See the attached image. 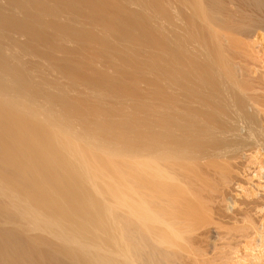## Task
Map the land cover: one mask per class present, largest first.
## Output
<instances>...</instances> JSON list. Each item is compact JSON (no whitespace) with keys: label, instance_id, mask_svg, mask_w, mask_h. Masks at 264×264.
Returning a JSON list of instances; mask_svg holds the SVG:
<instances>
[{"label":"bare ground","instance_id":"obj_1","mask_svg":"<svg viewBox=\"0 0 264 264\" xmlns=\"http://www.w3.org/2000/svg\"><path fill=\"white\" fill-rule=\"evenodd\" d=\"M145 1L159 14L162 25L159 29L151 13L145 12L151 28L143 30V35L153 40V32H157L161 47L170 43L178 54H187L192 64L190 71L182 69V64L178 66L175 78L155 65L143 68L156 81L158 92L181 104V119L170 120L174 126L181 120L178 126L183 137L173 142L192 152V163L193 158L200 161L213 157L207 159L208 163L205 160L206 165L218 170L215 175L226 182L224 178H229L228 170L233 165V159L229 160L236 157L234 152L243 142L238 140L240 125L244 131L246 128L247 136H257L264 157V86L248 76L252 73L245 59L255 53H251L253 44H264V0ZM58 3L79 5L86 26L65 15L56 7ZM127 4L126 0L116 6L112 0H0V264H211L210 259L198 261L196 255L203 250L196 254L198 246L194 247L199 227L209 224V217L220 210L212 209L207 199L216 193V183L208 182L202 173L205 161L198 166L183 160L184 165L177 158L175 165V158H168L175 164H160L155 160V149V153L149 152L155 158L143 152L155 145L144 147L142 142L157 140L137 122L118 126L116 113L111 118L78 113L83 102L70 99L73 91L69 86L77 84L76 92L83 94L86 78L66 54L75 52L76 45L72 44L81 40L84 31L89 43H94L110 62L112 51L126 53L128 44L114 37L102 23L121 28L123 39L128 38L129 26L137 20L132 13L119 18ZM53 24L61 35V43H53L61 55L58 68L69 85L60 84L62 79L53 76L52 65H27L3 39L7 35L18 40L24 35L33 42L50 40L48 31ZM102 73L106 75L105 70ZM49 83H58L57 88L46 91ZM88 97L97 104L110 101L96 92ZM38 102L47 108H36ZM55 108L60 113L55 111L57 117H62L60 122L52 119ZM155 115L159 119L157 129L169 132L173 126L162 113ZM191 124L198 129L195 126L190 131ZM77 125V132L91 126L92 138H107L115 144L123 141L117 143L124 145L120 149L114 143L108 147L109 142L96 143V138L92 145L85 132L73 134ZM207 135L210 140L206 137L209 141H203ZM227 146L232 154L225 157ZM181 180L182 186L178 183ZM198 181L205 191L196 185ZM164 221L168 230L158 225Z\"/></svg>","mask_w":264,"mask_h":264},{"label":"rangeland","instance_id":"obj_2","mask_svg":"<svg viewBox=\"0 0 264 264\" xmlns=\"http://www.w3.org/2000/svg\"><path fill=\"white\" fill-rule=\"evenodd\" d=\"M119 1L120 0H112V5L116 6ZM126 1H128V4L126 5L127 9L126 11L120 13L119 18L124 17L126 13L127 14L132 13L137 20L136 23H133L132 25L129 26V30H130L129 37L123 39L124 32L122 31L121 28H115L113 26H110L109 23H106V22L102 23V25L108 29L110 28L109 29L110 32L113 31L114 37H116L118 40H121L125 44H128L127 45L129 48L128 51L124 54L112 51L114 54L111 60L112 62H110V60H107L106 58L101 56L100 49H97L94 43H89L90 37L84 31L82 33V37L80 36L81 40H78L76 43L72 44V45H76V50L74 49L75 52L71 54H66V56H69L73 60L72 64L79 65L84 77L86 78V81H85L86 83H84L83 94H79L76 92L78 91L77 84L70 85L69 88L73 92H72V97L71 98L69 97V98L75 102L76 101L83 102V104L79 106L78 108L79 109L78 113H88L94 116L97 114H102L106 118H111V116L116 113L117 116L115 117L116 119L115 121L118 126L129 125L130 122L132 121L137 122L140 125V128L148 136L154 137L157 140V143H160V146H159V144H157L156 141H152V143L148 141L147 143H145V141H147L145 140L144 142H142L144 143L143 144L144 147L149 146L148 145L149 143L151 144L150 146L155 145L156 148L160 147L159 149H156L155 146L154 147L149 146L150 147L149 149L148 147L145 148L146 152L143 149V152L146 154H148L150 150L151 152H154L152 150L155 149L156 153L155 152L154 153L158 155L159 158L158 156L157 157L155 156L156 157L155 158L153 156L154 153H152V155L151 153H149V155H151L152 158H155L157 162H160V164L162 163L164 165H171L172 163L176 161L175 162L176 164L175 163L174 164L177 165V162L181 160L182 163L179 162L180 164H184V163L188 164L190 162V164L199 166L200 164H203L205 160L207 161L209 156L207 159L206 158L205 160L201 159L200 161L198 158H193L196 161V162L194 161V163H196L194 164L192 163L193 161H190L192 156H189L190 153L192 152L189 153V149L188 151L186 150V148L183 149L181 147V144L179 145L178 141L176 144L175 142H173V140L183 137L182 136L183 131L179 128V126H181L179 125V122L180 124L182 123L181 120H176L178 121L176 122L177 124L176 126H174L173 121L170 120L173 117H177L181 119V117L179 116V111L181 112V104L172 99H167L165 95H163V92H158L157 91L158 85L156 81L151 76L149 77V75L143 72L144 67L155 65L158 68L162 69V73H166L169 77L175 78L176 72L178 71V66L180 67V65L182 64L181 66L182 69H184L185 71L187 70L190 71L192 64L191 62L188 61L187 54H184V55L178 54L171 47L170 43H168V45H166L165 47L164 46L161 47L160 40L156 38L158 35L157 32H153V37L155 38L153 40L148 39L143 35V30L149 31L151 28V25L147 23L145 20V15H144L145 12L149 11L151 13L152 18L154 19L155 24L158 25L159 29H160V26L162 25L160 23L161 21L159 18V14L157 12L152 11L151 7L149 6V4L146 3L145 0H126ZM56 7L60 8L65 15H70L73 19L80 22L83 26H86L87 19H85V17L83 16V10L82 8L79 7V5L69 7L67 5L66 6L63 5L62 3H58L56 4ZM116 8L117 7L113 9L115 10ZM112 16H113V13L110 12L109 17L111 18ZM56 26L57 24L55 25L53 24L54 28L48 31L51 33L50 40L33 42L32 40H29L24 35H21V37L18 40L8 38L7 35L4 36L3 39H4L5 44H7L10 47H13L15 49V52H17L18 54L19 53L21 54V57L25 60L27 65L29 66H33V65L44 66V64L52 65L53 72H54L52 73L53 76L62 79V72L58 68L61 55L58 53V51L54 50V46H53V43H61L60 41L61 35ZM123 28L125 27L123 26ZM1 37L2 35H1V30H0V40H1ZM23 40L25 42H20ZM252 48L254 49L251 51V53L255 52L253 53L254 57L251 54L249 55L250 57L248 55H246L247 57L245 55L242 56V57L245 56L246 58L245 57L244 58L246 59V61H249L247 62L246 65L249 68V72L251 71L250 73H252V77H251V74H248V76H250L252 80L254 79V82L255 80H258L255 82V84L264 86V80H263L264 79V53H263L264 44L262 45L260 42H257L255 45L253 44ZM248 57L251 59V61L250 59H247ZM237 60L238 59H236V61ZM103 70L106 71V75L102 73ZM39 78L42 81L44 80L48 82V80L43 77H39ZM60 82H61L60 84L64 83L63 79ZM131 83H135V85ZM49 84L50 85L46 88V91L53 90L52 88L56 87L58 83H54V84L49 83ZM64 84H67V83H64ZM43 86L44 85L41 86V89L43 88ZM94 92H96L97 95L101 94V95L108 96L110 98V101L104 104H97L96 102L94 103V101L88 97V94L90 95L91 93H94ZM57 103H58V106L61 105L60 101H57ZM41 104L43 103L38 102V104L36 105L34 104V105L36 108L37 106H39L40 109L42 107L41 110H45L47 106L44 109L43 107L45 106L40 107ZM53 111L54 112L52 113V117H53V114L55 115V117L52 119H54L56 122H60V118L62 117H59V116H58L59 118L57 117V114H60L58 108H55ZM55 111L57 112V114H55L56 113ZM157 112L162 113L163 116L168 120L169 125L173 126L169 132L157 129L156 125L159 121V119L156 118V115H155ZM56 118L57 120L58 119L59 120L57 121ZM191 125H192V128L191 126L189 127L190 131H193L194 128L196 127H197L196 129H198V126L194 124H191ZM241 126L242 125H240V127ZM89 127L91 128V126ZM89 127L88 128L86 127V129L85 128L81 129L80 127L82 131L77 132V129H78V125H77V128L72 127L73 129L76 130V132L74 130L75 133H73L72 132L73 129L71 130V132L74 135H76L77 133L83 134L85 132L84 135L86 134L85 135L86 138H88V140L89 138L91 139L89 140V142L91 141L94 142L96 136L93 135V138H92L91 130ZM240 127L238 130L240 131L239 134H241V136H239L238 138L241 137V139H238V140L239 142L241 141L243 142H241L242 146L239 145L241 147L237 149L238 153L234 152V154H236V157H234L235 156L234 155L229 160L231 161L233 159L231 161L233 165L231 164L232 168L230 167L229 168L230 170H228V172L230 171L229 172L230 174H228L229 178L228 176L227 178H224V179H227L228 181L225 182L223 178L220 177L221 178L220 179L218 176H216L218 175L217 173H219L218 170L216 172L214 168L211 167L212 170L210 167L208 168V165H206V161L203 165H206L207 167L203 165L202 167L200 165L201 168L202 169L204 168L203 170H205V171L201 170L202 173L206 175L205 178L208 177L206 180H208V182H212L213 184L216 183L214 185L216 188L214 189L216 190L215 191L216 193H213V195L211 194V196L209 194V196L212 197L213 200L210 197L207 199L209 203H212L213 205L212 209L215 208L216 211H218L219 209L220 210L217 212L218 214L212 213L213 215L209 217L210 221L212 222L209 221V224L208 223L204 225L202 224L203 226L199 227L200 231L198 232L197 230L198 233L196 232L195 234L199 237V238L194 237V241H196L195 243L197 244V245L195 244L194 247L196 248L198 246V250L196 251L198 253L196 254H199V253L201 254L200 251L203 250L202 254L205 256V257L202 256V254L201 255L195 254L197 258L195 255L193 257H195L198 261L204 260L205 262H208L207 260L210 259L212 260V261H209L211 264L213 263L216 264L217 262H218L217 264H264V168L261 167L262 164H264V157L260 150V143H259V140L257 139V136L256 135L247 136L246 128L244 131L243 126L241 128ZM84 129L85 131H83ZM87 129H89V131ZM243 131L245 132V134L243 133ZM89 135H91V137H89ZM97 137L99 136L97 135ZM206 137L210 140L209 135H207L203 137V141L208 140L206 139ZM96 139L98 140V141H95L96 143L99 141L103 142L104 144L105 142H109L110 144L109 143L105 144V145L109 144L108 147H113L114 145L116 146L118 144L117 145L118 147L117 146L116 147L119 148L122 145H124L123 141H117L120 143L123 142L121 145L117 142L115 144V141L113 142L114 143L113 144L112 140L110 141L107 138H103V140L105 141L100 140L102 138L100 139L96 138ZM95 142H94V145L96 144ZM162 144L164 145L165 149L162 148L163 146ZM168 145L170 146L168 147ZM177 145H179L178 146L179 149H176ZM167 147L168 148L174 147L175 149L173 148L174 149L173 150L171 148L169 150L167 149ZM162 149L165 150V152L167 151L166 156L163 155L165 154V152ZM157 150L161 152L157 154L158 152ZM175 150H179V152H175ZM229 150L231 151L230 146H227L226 149L223 150V152L225 151L224 153L226 154L225 157H227V155L232 154V153H229L230 152ZM170 151L173 153H171ZM184 151L188 152L189 154L186 152H185L186 154H184ZM241 151L242 153H244V155L240 153ZM168 152L173 155L172 156L169 155ZM181 152H183V154ZM177 153L182 154L181 156L180 155L179 156L180 157L183 156V159L180 158ZM176 154H177V157H176ZM167 155H169L170 157H168ZM187 157L188 159H184ZM135 158L136 157H134L133 159ZM138 158L139 157H137V159ZM168 158L169 159L175 158L173 160L174 162L172 161H171L172 163L168 162L169 161ZM212 158L208 159V161L211 160ZM196 159H198L199 164H197L198 161ZM183 160L184 161L187 160V161L184 162ZM208 169L210 170L207 171ZM230 180L232 183L230 182ZM223 182L225 185L223 184ZM227 182L229 186L227 185ZM178 183L182 186L184 182L181 180ZM198 183L199 181L196 184L197 186H198ZM203 185L204 184H202V187L201 185L198 187L203 189L204 188ZM203 190L205 191V189ZM158 225L162 230H168L169 228L166 221L160 222L158 223ZM169 236H171V232ZM195 238L196 239L198 238L197 240L200 242H198ZM219 239L221 240L219 241ZM226 239L230 241L232 240L231 242L230 241L228 242L229 244L233 243V245L232 244L225 245V244H228ZM170 240H171V237H170ZM230 247H232L234 250L231 249ZM225 248H228V249L225 250ZM217 250L220 252V254L219 253L217 254L218 252ZM250 253L252 256L248 255ZM199 256L203 259H201ZM253 256L255 257L253 258Z\"/></svg>","mask_w":264,"mask_h":264}]
</instances>
